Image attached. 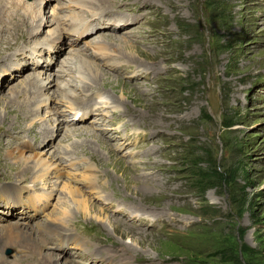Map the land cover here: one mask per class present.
<instances>
[{
	"label": "rangeland",
	"instance_id": "rangeland-1",
	"mask_svg": "<svg viewBox=\"0 0 264 264\" xmlns=\"http://www.w3.org/2000/svg\"><path fill=\"white\" fill-rule=\"evenodd\" d=\"M20 1L0 0V19L9 21L11 16V20H17V14L23 17L26 4H39L41 10L34 20L33 14L24 20L29 26L26 32L19 31L18 36L11 38L6 31L8 26L0 31V44L9 47L0 49V190L7 187L16 192L7 204L0 200V223L7 222L6 219H27L22 223L29 227V221L46 220L50 226L60 227V233L66 237L62 247H55L59 244L56 236L48 237L56 242L53 248L43 245L45 261L53 264H264V0H101L103 9L119 5L138 13H111L116 16L109 15L112 22L117 18L127 25L97 31L89 35L91 39L84 38L81 43L79 40L74 46L64 47L66 37H60L59 51L55 49L56 43L51 45L50 52L49 47L39 48L37 63L29 57L34 48H29L36 43L41 46L50 37L53 24L49 10L54 5L61 6L55 0ZM109 35L124 36L127 43L115 48L124 56L118 54L114 58L119 64L127 61L135 69L126 65L125 72L117 74L99 60L100 80L90 81L85 69L84 76L90 84L82 90L83 81L77 88L73 82L76 78L61 60L71 57L69 61H73L83 54L88 58L86 66L91 60L94 64V53H87L86 49L82 52L81 48L95 39L92 36L107 40ZM69 46L76 51L69 52ZM23 55L28 62L22 61ZM17 59L24 65H17ZM28 64L32 67H24ZM65 72L68 75H57ZM38 73L42 77L54 74V81H60L61 87L65 86L80 100L87 94L94 95L92 89L103 92L105 100H115L116 107L111 110L107 106L111 110L105 119L108 123L99 125L94 121L89 125L87 119L86 123L67 119L69 115L63 112L64 103L56 84H48L45 91L53 97L51 104L47 101L43 102L44 107L36 106L43 98L28 96L26 83ZM22 87H26L25 98L32 99L34 105L20 106L26 108L27 115L19 118L20 111L15 110L22 94L17 97L19 101H13V95ZM30 88L38 91L36 87ZM74 91L84 92L79 96ZM212 95L218 102H213ZM48 104L59 109V114H54L57 120L47 112ZM120 115L122 118H115ZM97 117L89 116L92 120ZM110 118H114L112 122ZM117 119L119 123L135 122L134 129L146 130L148 136L145 131L116 135ZM58 121L61 128L57 130ZM130 124L124 121L123 127ZM43 128L52 131L49 140L43 137ZM75 128L76 136L66 133ZM16 134L31 141L19 140L15 144ZM107 135L122 140L112 144ZM120 142L127 145H123L122 152L118 146L114 148ZM17 146L23 153L14 151ZM8 148L9 157L19 164L25 160L21 155L49 160L50 156L61 157L64 152L94 162L81 168L82 162L79 168L84 171L64 168L71 179L58 180L52 174L46 176L45 182L37 179L32 183L33 174L29 178L30 173H17L15 162L3 155ZM54 164L50 170L57 169ZM90 173L96 184L92 192L84 190L79 181ZM20 183L27 189L34 186L33 191L36 186L41 192L31 196L33 192L29 190L32 193L22 199ZM108 201L112 205L108 206ZM37 203H44L43 210L28 218L23 207ZM16 205L21 208L18 210ZM9 207L24 216L15 213L8 217L1 212ZM65 210L67 220H63V226L59 222L65 217ZM136 215L150 217L148 223L155 221L138 223ZM67 230L72 231L64 232ZM76 230L85 237L76 236L78 241L95 247L91 249L95 252L93 258L89 259L84 253L88 249L82 250L76 242L72 235ZM66 245L69 250H62ZM59 252L64 254L62 258L50 257ZM25 255H29V249L17 258H7L10 262L4 264L19 260L23 263ZM98 255L104 260L96 259ZM33 256L29 255L32 259Z\"/></svg>",
	"mask_w": 264,
	"mask_h": 264
},
{
	"label": "bare ground",
	"instance_id": "bare-ground-1",
	"mask_svg": "<svg viewBox=\"0 0 264 264\" xmlns=\"http://www.w3.org/2000/svg\"><path fill=\"white\" fill-rule=\"evenodd\" d=\"M20 2H22V0ZM80 3H83L84 7H86V9H85L86 11L85 12L91 11V10L96 9V8L97 9L103 8V6H102L103 4H101V0H80ZM23 4L25 5V2H23ZM40 4H41V2H40ZM26 5L27 6L24 9L25 13L23 14V17H21L20 14H17V15H15V18L17 20H15L13 17H12V20H11V16L9 17V21H4L3 19L2 20L0 19L2 21V22L0 21V31H5V27L8 26V29L6 31H9V35L8 36H10L11 38H12V36L13 37L18 36L19 35V31L26 32L28 30L29 26L24 24V23H26V22H24V20L27 19V17H30L31 14H33V18H31V19L34 20V17L39 16V11L41 10V9H39L40 8L39 4L36 7L31 5V4H26ZM58 8H61V7H57L56 5H54V6H52L50 8V10H49L50 14H51L50 17H51L52 24H53V29L51 30L52 33L50 32V37L46 38L48 35L45 37L46 38L45 42H43L41 46H39V44L36 43L33 47L29 48V49L34 48L33 49L34 54L31 52V56H29L31 59L36 60V61L37 60L40 61L39 53L37 54V52H39V48L43 47L44 49H46L49 46L53 45L54 43H56V48L55 49L57 51H59V49H60L59 45L60 44H58V43L60 41H58V40H59L60 37L64 38V33H63L64 24H63V21H62V17H64V16L56 18L57 17V11H58L57 9ZM104 8H106V7H104ZM109 15L111 16V18L116 17L115 15L114 16H112L111 14H109ZM97 17H99V15ZM118 21H120V20L115 18L114 22H118ZM93 22H94V20H91L88 23V25H86L85 24L86 21H82V22L79 23L78 27L79 28H84L83 31H87L90 28V26H91V24ZM36 28H37V25L34 26L33 30H35ZM112 29H115V28H112ZM69 32H70V34H72L76 38H80V36H81V34L79 32H76V31H74L71 28L69 29ZM108 38L109 39H107V40H105V39H100V40L92 39V40L86 42L87 43L86 46H88L89 49H91V53H97L100 56L101 55H107L109 57H115V56H118V54H120L121 56H124L123 54L118 53L115 50V48L119 49L122 46H124L123 45L124 43H127L126 39L124 38V36H121V37L119 36L118 38H116V37H113V36L109 35ZM18 39H19V37H18ZM93 40H95L94 41L95 44L93 43ZM0 42H2V38L0 39ZM64 43H65V41H64ZM8 45L11 46L10 44H8ZM5 47H8V46H6L5 44H0V49L5 48ZM53 47H55V45ZM74 51H76V49L75 48H71L69 46V52L73 53ZM33 55H35V56H33ZM22 57H23L22 61L24 63H26V61L28 62V60H27L28 57H26L25 55H23ZM55 57H56V55H55ZM69 59H71V57H64L63 60H61V62H62V64L64 63L65 66H67V65L69 66V70H70L69 72L71 73L72 76H74L76 78V80H75V82L77 83L76 85H79L80 82L83 83V81H84L82 90L87 89L88 84H90V82L89 83L86 82V80H88V78L84 76V75H86L85 69L88 72V75H89L88 77H90V81H92L94 79L95 80H100L99 76L102 74L100 69H99L101 67L100 63L98 65V63L95 62L94 63L95 65H94V64H92L93 61L91 60L92 63L88 62V65L86 66L85 59H88V58H85L83 56V54L74 57L73 61H69ZM81 59H84L83 62H81L79 64V66H77V62H79ZM16 62H17V64L24 65V64H21V61L19 59H17ZM82 63H85V67L82 66ZM33 66H35V64H33ZM112 66H114V65H112ZM0 68H2V67H0ZM17 69L19 71L22 68L20 66ZM76 72H78V73H76ZM46 76L47 77L39 76V73H38L37 76H35L33 81L29 80L26 83L27 84L26 86L28 88L27 91L29 92L28 96H30V97L32 96V99L35 96H39V98H43L42 100L38 101L36 106L44 107L43 102L46 104L47 101L50 102L49 104H51V98H53V97H52V95H49L48 91L45 92L46 90L49 89V87L47 88L48 84L51 85L52 87L55 84L58 85L57 88H58V91L61 93V98H62L61 100H65V102L71 101L70 104H77V103L81 102V100H87V101H90L92 103V102H94L96 100V102L93 103L95 106H97V105L101 106V105H103V103H105L106 106H108V107H111V106L112 107H116L117 106L115 104V102H114L115 100L114 101L105 100V97H106L105 94L103 92L100 93L98 91V89H95L97 93L94 91V95L87 94L88 96L85 95L86 97H84L83 99L80 100L70 90L66 89L65 86L61 87L60 83H59L60 81L59 82L54 81V79L57 80L56 77L54 76V74H49V75H46ZM1 81H0V83H1ZM21 84H22V81H21ZM115 84L119 85L120 82L116 81ZM18 87H20V85H18ZM30 87H33V88L36 87V88H38L37 89L38 91H34ZM25 88L24 87L20 88L19 91H18V94L15 93L13 95V96H15L13 98L15 100H13V101H19L20 100L18 102L16 110H15L17 112L20 111V114H18L19 118L26 117V115H27L26 108L23 110L22 108H20V106H23L25 103H26V107L27 108L28 107H32V105H34V101H32V99L25 98V94H26V92L24 91V90H26ZM19 94H22L21 95L22 98L21 99L19 98V100H17V97H18ZM99 96L101 97V99H99ZM54 101H55V99H54ZM49 104H48V107H47V105H45L46 108H47V112H49L50 114H52L54 116V118L52 117L54 120H57L55 118L54 114H59V109L55 105H53L51 107V106H49ZM97 118H99V117H97ZM46 121H48V120H46ZM46 121L44 123H46ZM106 121H108V120H106ZM76 122H78V121H76ZM57 124L58 125H57L56 128L58 130L59 128H61V126H59V124H61L60 121H58ZM57 130H56V133H57ZM74 130L77 131L76 128L75 129H69V130H66V133H69V136H71L72 134L75 135ZM41 133H43V137L44 138L47 137V139H48L50 134L52 133V131L47 130V128H43ZM83 138L87 139L86 137H83ZM26 146H29V145H26ZM18 147L19 146H17V149L14 150V151H21L23 153V150L21 148H18ZM9 149L10 148L5 149V153L3 154L4 156H7V157L11 156V154H7V150L9 152ZM55 154L59 155V153H55ZM21 156L25 159L22 164H19L18 162L13 161L10 157L9 158H10L11 161L15 162V166H13V167L14 168L18 167V169L16 170L17 173H19L20 171L23 172V173L21 172L22 173L21 175L26 174V173H30L29 178H30L31 174H33L34 181H31L32 183H36L37 179H39L41 182H45V181H47L46 180L47 179L46 176L52 175V174L58 180L60 178H62V179L63 178L64 179H71L70 175L69 176L65 175V173L63 171L64 167H63V163L61 161L62 156L58 157V156L53 155V156H50L49 160H46L45 158L43 159V158H41L39 156L30 158V159L28 157H26L25 155H21ZM56 161H57V163L54 164V162H56ZM29 162H31V163L29 164ZM53 164L57 165L58 167H57V169L50 170L51 165H53ZM0 165H2V164H0ZM9 167L12 168V166H9ZM24 177L27 178L28 176L24 175ZM85 177L86 178H83V176H82L79 179V181L81 182L84 190H86L88 187H90V189L91 188L95 189L96 184H94V180H93V178H91V173L88 174ZM29 180H31V179H29ZM88 180H90V181H88ZM4 189H7V190H4ZM2 190L3 191L0 190V200L4 201V203L7 204L8 199L13 198L16 195V192H13L15 189L4 187V188H2ZM70 191H71V189H70ZM72 194H73V192H72ZM18 198H20L19 194H18ZM34 198L38 199L40 197H34ZM62 207H63V205L61 206V209H62ZM61 209H59L56 214H58L61 211ZM67 211L68 210L62 211V214L65 217L61 218V220L59 222L60 225H63V226L65 225L63 220H67V219H65ZM1 212L7 214L6 216H8V217H11V216H13V214L16 213V211L12 207H9L6 210L3 209V210H1ZM11 220L12 219H6L5 221H7V222L0 223V248H1V251L3 252V249L6 246H9V247H11L13 249H16L18 247H27L29 249V255L32 256V255L35 254V257L33 256L34 258L32 259L31 257H29V255H25V258H24V256L22 257V258H24L23 259V263H24V261H26V262L32 263V264H53L52 261H49L47 263L45 261V259H44L43 242L46 241L48 239V237H50V236H56V234L60 232V227L50 226L49 223H48L49 221H46V220H44L42 222L34 221L33 223L31 221H29V223H30L29 227L23 226V223H22V221L27 220V219H22L20 222L17 221V220L16 221L14 220L15 222H12ZM17 222H18L17 225H13L12 224V223H17ZM44 222H46V223H44ZM25 228H27L29 230H33L34 232L31 234V231H27ZM70 231L67 230V231H64V232H70ZM24 236H26V237H24ZM75 240H76V242L78 243V245L80 247H83V248H88L89 247L84 242L82 243L81 241H78L76 239V237H75ZM62 250L66 251V249H62ZM51 254L54 255V256H50L49 255L50 257H52L53 260L56 258V256H57V258L60 259L64 255V254H61V252H59L58 254H54V253H51ZM15 257L16 258L19 257V254L14 255V258ZM6 262H10V261H8L6 258H4V256L2 254H0V264H4ZM18 262L23 264L22 261H20V260ZM18 262H15V264H18Z\"/></svg>",
	"mask_w": 264,
	"mask_h": 264
}]
</instances>
